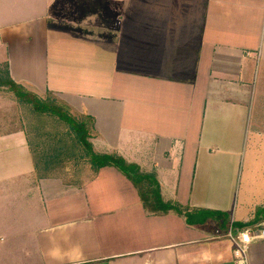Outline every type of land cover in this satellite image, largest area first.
<instances>
[{"label": "crops", "instance_id": "1", "mask_svg": "<svg viewBox=\"0 0 264 264\" xmlns=\"http://www.w3.org/2000/svg\"><path fill=\"white\" fill-rule=\"evenodd\" d=\"M1 67L165 202L227 217L153 215L114 167L42 170L0 98V264H235L230 231L264 226V0H0Z\"/></svg>", "mask_w": 264, "mask_h": 264}, {"label": "rangeland", "instance_id": "2", "mask_svg": "<svg viewBox=\"0 0 264 264\" xmlns=\"http://www.w3.org/2000/svg\"><path fill=\"white\" fill-rule=\"evenodd\" d=\"M6 67H1L3 72ZM5 80L0 74V81ZM9 88H0V97L2 102L13 104V109L17 110L16 115L20 121V125L29 131L30 138L33 139V149L36 160L42 170L45 168L62 169L68 168L72 171L83 172L89 168L90 158L87 156L86 148L78 141L76 132L69 124L61 120L58 116L50 112H39L34 107L35 97L29 96L30 100L35 103L33 105L21 102L14 93H9ZM43 104L54 106L58 111L69 115L72 119L79 123H84L86 129L90 131V123L78 116L71 110L68 111L64 105L52 94L44 97L37 95ZM15 116V117H16ZM64 170V169H63Z\"/></svg>", "mask_w": 264, "mask_h": 264}, {"label": "trees", "instance_id": "3", "mask_svg": "<svg viewBox=\"0 0 264 264\" xmlns=\"http://www.w3.org/2000/svg\"><path fill=\"white\" fill-rule=\"evenodd\" d=\"M4 76L5 80L0 81V88H9V93H14L15 96L21 101L28 104L33 105L39 112H50L56 116H58L61 120L65 121L67 124L71 126V128L76 132L78 141L86 148L87 156L90 158V164L94 170V172H98L100 169L106 167H114L122 174H124L136 187L139 192L140 198L143 202L145 209L153 214V215H164L169 212H176L180 215H184L186 217L187 224L190 226L201 225L204 224L207 220H224L226 219V214L221 212H213L207 210H199L189 212L188 209L183 208L182 206L165 202L162 198L160 185L155 175L146 174L141 172L140 168L133 164H128L123 158L118 156L111 155H98L93 152L92 145L89 141L91 138V134L93 131V119L91 117H85L90 123V131L86 129L84 123H79L72 119L69 115L58 111V108L54 106H48L43 104L42 101L39 100L37 94L26 90L24 87L17 85L9 76L8 69L1 72ZM31 97H35V102L30 100ZM64 107L70 111V108L62 103ZM225 221V220H224ZM246 229V228H241Z\"/></svg>", "mask_w": 264, "mask_h": 264}, {"label": "built area", "instance_id": "4", "mask_svg": "<svg viewBox=\"0 0 264 264\" xmlns=\"http://www.w3.org/2000/svg\"><path fill=\"white\" fill-rule=\"evenodd\" d=\"M228 239L233 245V256L235 264H248L247 254L249 248L258 241L264 240V226L261 228H246L232 230Z\"/></svg>", "mask_w": 264, "mask_h": 264}]
</instances>
